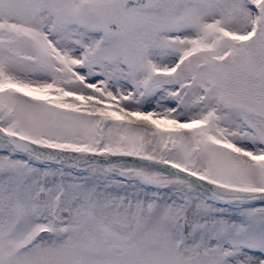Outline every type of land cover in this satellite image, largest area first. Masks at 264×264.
<instances>
[{
  "label": "snow or ice",
  "instance_id": "snow-or-ice-1",
  "mask_svg": "<svg viewBox=\"0 0 264 264\" xmlns=\"http://www.w3.org/2000/svg\"><path fill=\"white\" fill-rule=\"evenodd\" d=\"M0 264H264V0H0Z\"/></svg>",
  "mask_w": 264,
  "mask_h": 264
}]
</instances>
